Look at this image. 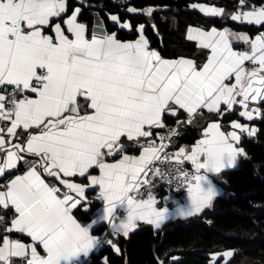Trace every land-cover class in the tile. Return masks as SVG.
Returning a JSON list of instances; mask_svg holds the SVG:
<instances>
[{"label": "snow or ice", "instance_id": "snow-or-ice-1", "mask_svg": "<svg viewBox=\"0 0 264 264\" xmlns=\"http://www.w3.org/2000/svg\"><path fill=\"white\" fill-rule=\"evenodd\" d=\"M81 11L68 0H0V264H80L101 244L121 254L110 237L127 238L140 222L160 229L171 215L153 192L157 181L186 194L176 215L203 212L218 195L210 174L246 157L241 136L257 131L238 119L229 131L225 115L264 117V5L238 0L230 14L258 26L254 37L189 26L199 56L173 59L151 46L145 25L133 29L109 14L114 26L137 34L121 40L100 19L90 29ZM142 11L151 17L154 8ZM234 40L247 47L237 50ZM205 112L206 120L196 119ZM197 124L194 144L174 143ZM129 142L138 154H128ZM89 190L102 211L83 223L77 214L88 210ZM98 223L110 229L103 239L93 234ZM232 256L211 253L208 264Z\"/></svg>", "mask_w": 264, "mask_h": 264}, {"label": "trees", "instance_id": "trees-1", "mask_svg": "<svg viewBox=\"0 0 264 264\" xmlns=\"http://www.w3.org/2000/svg\"><path fill=\"white\" fill-rule=\"evenodd\" d=\"M85 1L91 5L82 6V22L92 25L97 16L109 31H116L121 40H133L137 34L134 30H119L104 11L118 13L123 21L133 25V29L144 24L151 46L169 59L193 56L197 52L196 47L183 36L185 28L197 22L218 27L229 25L250 35L257 34L258 30V27L232 24L227 19L204 18L197 12L186 10L191 2L212 1L224 3L231 10L234 6L237 8V0H128L122 5H116L113 0ZM248 2L261 5L264 0ZM68 4L70 8L78 5L75 0H68ZM128 6L139 10L147 7L161 9V12L153 14L159 35L143 18L127 12ZM236 118V114L227 115L223 122L228 123ZM174 123L175 120L168 119V125ZM253 125L257 128L256 137L243 141L242 148L247 155L237 169L226 174L228 189L225 196L215 199L212 206L191 219L165 224L158 231L147 225L141 226L127 238L113 237L118 242L121 254L111 247L100 248L91 256L89 264H104L102 261L105 259L108 264H158V260H166L167 264H208L211 253L226 250L234 253L228 264H264V117ZM196 132L189 127L183 142L191 144L197 140L199 133ZM96 209L97 203L92 202L87 211L80 210L78 219L83 223L90 222ZM106 230L107 226L101 225L93 234L101 235ZM173 257L176 259L173 260Z\"/></svg>", "mask_w": 264, "mask_h": 264}, {"label": "crops", "instance_id": "crops-1", "mask_svg": "<svg viewBox=\"0 0 264 264\" xmlns=\"http://www.w3.org/2000/svg\"><path fill=\"white\" fill-rule=\"evenodd\" d=\"M75 1H76V3L78 4L76 7H81V6H86V7H88V6L91 5V4L87 3L85 0H75ZM192 3H201V2H191V3H189L188 6H187V8H186V10H187V11H191V12H197L200 16H202V17H204V18H208V19H220V20H226V19H227L229 22H231L232 24H235V25H249V26H253V27H258V26H256V25H251V24L241 23V22H238V21H233V20H231V18H230V14L233 13V12H235V11L237 10V8H235V6H234L231 10H229V9L224 5V3L219 4V3L216 2V1L208 2V3H201V4H205V5H209V6L221 7V8H223V9L225 10L223 16H215V17H213V16L205 15L204 13H201L198 9H192V8L190 7V5H191ZM153 8H154V13H153V14H156V13H158V12H161V9H159V8H155V7H153ZM142 10H143V9H142ZM142 10H141V11H138V12H136V13H131V15H132V16H137V17H140V18H143V19L145 20V22L151 26V25L154 23L153 15H152L151 17H149V16L145 15L144 12H143ZM162 10H165V9H162ZM94 11H95V10H94ZM126 11H127V10H126ZM95 12H97V11H95ZM104 13L106 14L107 18L109 17V14H116V15H118V13H110V12H108V11H104ZM97 19H98V18H97V16H96L95 19H94L93 24H92V25H89L90 29H91V27L96 23V20H97ZM109 21L111 22L110 19H109ZM127 22H128V21H127ZM84 23H86V22H84ZM111 23L113 24V22H111ZM86 24H87V23H86ZM173 24L175 25V23H173ZM143 25H144V24H143ZM189 26H192V27H194V28H203V29H205V30H208V29H210L211 27H216L218 30H223L224 28H228V29H230V30L233 31V32H237V33H246V34H248V35L251 36V37H254V36L256 35V34H255V35H250L249 33L245 32V31L237 30V29H235V28H233V27H231V26H229V25H225V26H222V27H218V26L211 25V24H202V23H198V22H197V23H195V24H193V25H188V26L185 28V30H184V35H183L184 38H185V40H186L187 42L193 44L194 46H195V43L192 42V41H189V40L186 38V31H187V28H188ZM117 27H118V26H117ZM118 29H119V28H118ZM119 30H123V31H125V32H131V30H127V29H119ZM233 45H234V47H235L237 50H243V49H245V48L247 47V45L243 44V42H239V41H235V40L233 41ZM195 47H196V46H195ZM196 49H197V52L199 53V52H200V49H198L197 47H196ZM198 56H199V54H198L196 57H193V56H184V57H185V58H197ZM180 57H182V56H180ZM178 58H179V57H178ZM201 59H202V58H201ZM205 116H208V114H207L206 112H205L204 116H197V117L200 118V117H205ZM225 116H227V114H226ZM236 116H237L236 119L240 120V122H242V123L248 125L249 127H254V128H256V127L253 125V123L256 122V121H259V120L261 119V116H255L254 119H253L252 121H248V120H246V119H244V118H242V117H239L238 114H236ZM183 118H184V117H183V114H182V115H181V119H183ZM224 118H225V117H224ZM168 119H173V120H175L174 117H167V116H166V123H167V124H168ZM222 125H223V127L227 128L229 131H231V128H230L229 122H228V123H224V122L222 121ZM256 130H257V128H256ZM197 131H198V130H197ZM198 133H199V136H198L197 139H199V138L201 137L202 130H199ZM256 134H257V131H256V133H255L254 135H252V136H248L247 133H243L242 136H241V142H240V144L238 145V147H242L243 141H244L245 139H247L248 137H252L253 139H255ZM195 141H196V140H195ZM195 141H194L193 143H191V144H188V143H184V142H182V143H180L179 146H185V145L190 146V145L194 144ZM129 144H132V142H129ZM127 152H128V154H133V155L138 154V151L133 152V151H131V150L129 149V147L127 148ZM243 158H244V157H240V158H238L237 163H236L235 166L223 170L221 174H218V175H217V174H210V177H209V178L213 181V183H214V185L216 186L217 191H218V195L214 198V200L217 199V198H220V197L226 195V191H227V189H228V184H227V180H226V174H227L228 172L232 171V170L237 169V168L240 166L241 161H242ZM89 193H90V194H89ZM162 193H164V194H162ZM88 194H89V195H88L89 206H90V204H91L92 202H96V203H97V209H96V212L94 213L93 218L91 219V221H92V220H93L94 218H96V217L100 214V212L102 211V202L99 201V200H97V199L95 198V197H96V193H95V192L93 193V191L89 190V191H88ZM158 194H159V195L162 194V195H161V196H157ZM156 198H157V200L159 201V206H161V207H164V206L168 207V208H169V212L171 213L169 219L163 222L161 228H162L165 224H168V223H175V222H177V221L188 220V219H191V218H193V217H195V216H198V215H200V214L202 213V212H201V213H199V214H197V215L190 216V217H181V216H178V215L175 214V209H176V207H177L178 204H186V203H187L186 197L181 198V197H179L178 195H175V194H170V193H166V192H158V193L156 194ZM208 208H209V207H208ZM208 208H206L205 210H207ZM205 210H204V211H205ZM91 221H90V222H91ZM101 225H106V224L98 223L97 225L94 226V230L97 229V228H98L99 226H101ZM146 225H147V224H145V223H143V222H140V223L138 224V227H137L136 229H134L133 231H131V232H134V231L137 230L139 227H141V226H146ZM147 226H150V227H151L153 230H155V231H158V230H159V229H155V228H154L153 226H151V225H147ZM107 228H108V227H107ZM161 228H160V229H161ZM109 231H110V229H108V232H109ZM105 232H106V231H105ZM105 232H104V233H105ZM131 232H130V233H131ZM130 233H129V234H130ZM121 237H122V236H121ZM98 250H99V248H96V249L93 250L92 253L89 254V256H87V257H81V259H80V264H89V263H90V258H91V256H92L93 254H95ZM104 261H105V260H103L102 262L104 263Z\"/></svg>", "mask_w": 264, "mask_h": 264}, {"label": "built area", "instance_id": "built-area-1", "mask_svg": "<svg viewBox=\"0 0 264 264\" xmlns=\"http://www.w3.org/2000/svg\"><path fill=\"white\" fill-rule=\"evenodd\" d=\"M128 0H113V2L116 4V5H122V4H124V3H126ZM252 5H256V6H261V5H264V3L263 4H261V5H258V4H255V3H251ZM236 7L238 6V0L236 1ZM199 116V115H198ZM169 127H174L175 126V123L173 124V125H168ZM161 132H165V131H167V129H164V130H160ZM129 149L131 150V151H133V152H135V151H138V146H136L135 144H131V146L129 147ZM188 169H191V165L189 164V163H186V165H185ZM161 191H163V192H166V193H170V194H175V195H178L179 197H181V198H183V197H186V194L183 192V191H177L176 190V188H175V185L173 184V185H171V186H169L168 184H166V183H160L159 181H157L156 182V186H155V188L153 189V192H154V194L156 195L158 192H161ZM108 229L109 228H107V230H106V232L105 233H107L108 232ZM105 233H103V234H101V235H97V236H100L101 237V239H103V236H104V234ZM110 238H112L113 239V237H110ZM110 246L109 245H107V244H101L98 248L100 249V248H109Z\"/></svg>", "mask_w": 264, "mask_h": 264}, {"label": "water", "instance_id": "water-1", "mask_svg": "<svg viewBox=\"0 0 264 264\" xmlns=\"http://www.w3.org/2000/svg\"><path fill=\"white\" fill-rule=\"evenodd\" d=\"M198 54H199V53L196 52V53L193 55V57H196ZM206 118H207V116H205V117H200V118L196 117L197 120H206ZM205 126H206V125H205ZM189 127L193 128V129H195V130H198V131L201 130V125H199V124H197V125H195V126H184V127L182 128V134H181L180 136H178V137H174V138H173L174 143L180 145V143L183 142V140H184V138H185V135H186V133H187V129H188ZM247 140L250 141V140H254V139H253L252 137H248ZM255 143H257V141H255ZM162 194H164V193H162ZM162 194H160V195L158 194L157 196H161Z\"/></svg>", "mask_w": 264, "mask_h": 264}, {"label": "rangeland", "instance_id": "rangeland-1", "mask_svg": "<svg viewBox=\"0 0 264 264\" xmlns=\"http://www.w3.org/2000/svg\"><path fill=\"white\" fill-rule=\"evenodd\" d=\"M220 253H223V252H220ZM233 255H234V253H233ZM233 258V256L232 257H230V258H227L228 259V263L230 262V260ZM221 264H224V261L223 260H221Z\"/></svg>", "mask_w": 264, "mask_h": 264}, {"label": "bare ground", "instance_id": "bare-ground-1", "mask_svg": "<svg viewBox=\"0 0 264 264\" xmlns=\"http://www.w3.org/2000/svg\"><path fill=\"white\" fill-rule=\"evenodd\" d=\"M197 133V132H196ZM198 134V133H197ZM194 141V140H193ZM191 143H193V142H191ZM161 192H163V191H161Z\"/></svg>", "mask_w": 264, "mask_h": 264}]
</instances>
